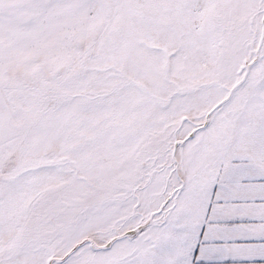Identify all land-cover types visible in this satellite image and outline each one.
Instances as JSON below:
<instances>
[{
	"label": "snow or ice",
	"instance_id": "1",
	"mask_svg": "<svg viewBox=\"0 0 264 264\" xmlns=\"http://www.w3.org/2000/svg\"><path fill=\"white\" fill-rule=\"evenodd\" d=\"M0 264H264V0H0Z\"/></svg>",
	"mask_w": 264,
	"mask_h": 264
}]
</instances>
